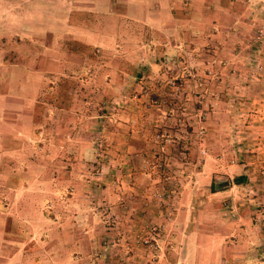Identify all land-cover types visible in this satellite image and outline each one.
I'll use <instances>...</instances> for the list:
<instances>
[{"label":"crops","instance_id":"crops-1","mask_svg":"<svg viewBox=\"0 0 264 264\" xmlns=\"http://www.w3.org/2000/svg\"><path fill=\"white\" fill-rule=\"evenodd\" d=\"M46 3L40 13L38 9L28 16L19 12V35L52 39L40 54L46 56L23 51L21 55L19 52V65L0 64V264H109L106 256L99 254L103 224L92 209L91 189L84 182L87 124L80 119L72 122L70 116L71 103L84 98L70 90L62 106L56 104V98L51 102L50 97L57 78H73L71 68L80 76L79 84L89 80L81 75L93 66L87 67L81 47H101L110 52L122 44L129 52L150 56L146 69L159 63L197 70L207 60L219 75L212 83V93H222L223 103L209 124L210 133H215L208 142L210 155L203 171L183 192L174 222L175 230L183 231V236L171 238L172 248L177 244L181 247L167 253L166 259L177 264H264V227L240 215V219L226 223L200 221L207 211L202 210L199 203L203 199L197 195L200 188L209 190L222 169L227 182L221 191L209 193L211 202L241 190L264 196V46L254 45L251 50L248 43L255 27L264 22V0ZM51 8L60 9L59 14L56 16ZM23 21H30L31 28H21ZM42 21L53 22V29H38ZM21 30L30 32L21 34ZM55 38L66 43H52ZM187 53L192 56L187 58ZM107 63L95 64L106 70ZM117 65L116 69H135L126 61ZM138 75H120L118 82L107 79L106 91L115 90L105 98L112 100L128 91ZM7 80L14 82L10 85ZM60 81L73 84L68 79ZM11 86L18 89L19 97L8 95ZM56 113L68 119L56 121ZM147 114L156 117L154 112ZM221 119L225 127L222 135ZM137 123L136 118L124 117L116 130L109 131L114 171L102 183L110 185L119 176V184L116 191L110 187L102 191L99 201L109 202L117 214L122 212L117 206L121 198L130 208L147 211L142 210L137 195L136 189L147 187L138 168L143 156L152 157L154 147L151 133L134 135L132 125ZM238 177L245 183L233 185L232 180ZM240 206L238 213L245 215L253 209ZM128 217L129 224L138 221ZM204 223L208 235L198 231V225ZM249 228L255 230V238L247 236ZM187 245L190 251L184 247Z\"/></svg>","mask_w":264,"mask_h":264},{"label":"rangeland","instance_id":"rangeland-1","mask_svg":"<svg viewBox=\"0 0 264 264\" xmlns=\"http://www.w3.org/2000/svg\"><path fill=\"white\" fill-rule=\"evenodd\" d=\"M33 2H35L34 5L31 4ZM46 2L47 0H0V64L19 65V52L20 55L25 52L24 54L29 53L32 56H46V54H40H42L43 47L45 48V45L52 40L51 38L31 34L28 37L19 35V12H26L27 15V13H32V10L38 9L37 13H40V9L47 6ZM59 10L51 8L56 16ZM44 11L47 12L46 9ZM24 22L21 28L30 29L31 22L25 24ZM52 25L53 22L42 21L38 29L42 26L44 29L52 30ZM22 32L30 31L21 30V34ZM252 38L253 36L248 42L251 50L255 48ZM62 40L64 41L63 38H55L52 43H66ZM120 46L110 52L103 51L105 49L101 47H87L86 49L81 47V51L85 53L87 67L93 66L81 75L84 80L87 78L89 80L79 84L80 76L74 72V68H71L69 73H75L73 78L59 77V80L57 78L55 86H51L50 100L56 98V104L64 106L63 100L66 99V93L70 90L72 93L76 92L81 99L84 98L71 103L70 116L72 122L80 119L79 122L86 121L87 124L85 142L88 155L85 161L87 165H85L84 182L91 189L92 209L103 224L99 254L106 256L109 264H177L175 260H167L165 256L181 247L177 244L172 248L171 243V238L178 239L183 236V231H176L174 228L179 204H181L186 187L191 185L195 177L203 171L206 159L210 155L208 142L213 141L211 136L215 133H210L209 124L212 122L213 112L220 106V103H223L222 93L219 95L212 93L214 92L212 83L219 75L215 74L214 68L209 67L207 60L203 62V68L197 70L178 69L172 65L163 66L159 63L155 67L146 69V60L150 58L149 55H136V53L127 51L124 44ZM74 51L79 53V50L74 49ZM207 55L205 54V58ZM191 56L192 54L187 53V58ZM197 56L201 58L200 54ZM155 58H157L156 55ZM124 61L132 63L135 69L115 68L118 66L117 63ZM103 62H108L106 70L99 69L95 64ZM112 71L116 73L113 74ZM137 73L139 75L136 83L133 87L130 86L128 91L121 92L112 100L109 97L105 98L108 92L114 93L113 90H115L111 88L106 91L107 79L118 82L120 75L132 76ZM6 76L10 77V73L7 72ZM62 79L72 80L73 84H64L60 81ZM13 82L8 81L10 85ZM7 93L19 97L18 89L12 86L9 87ZM150 95L163 97L168 103L162 107H152L148 102ZM48 97L46 96L47 99ZM148 112L156 113V117L150 118ZM99 113L102 116L96 118ZM58 114L56 121H64L65 117L68 119L67 116L62 117ZM124 117L138 120L137 124L132 125L134 135L139 137L145 131L151 133L150 139L154 151H152V157L143 156L138 168L140 176L147 181V187L142 185L136 189L137 195L143 204L144 209L142 210L147 209V211L130 208L128 201L121 198L117 206L122 212L117 214L113 212L109 202L99 200L102 191L108 187L116 191L117 184H119V176L111 180L110 185L102 182L114 171L113 161L115 159L111 154L113 140L109 131L116 130L121 118ZM219 122L221 126L219 133L222 135L225 129L224 120L221 119ZM74 132L75 129L71 131V133ZM164 134L166 137H161ZM72 137L74 135H71V139ZM151 163L161 164L163 170L156 174L149 172L148 165ZM217 167L215 165L216 170ZM222 171L220 169V173H217L215 184L224 187L227 181ZM72 191V189L68 190V192ZM197 195L203 199H200L199 204L207 211L200 221L226 223L240 219L238 217L240 215L247 221L255 220L259 227H264V196L257 197L253 192L241 190L240 193L234 192L231 197H220L211 202L207 198L209 196L207 188H200ZM240 204L253 209L251 212L248 210L249 213L246 215L238 213V209L241 208ZM128 216H133L138 221L133 225L129 224ZM198 226V231L206 232L208 235L207 223ZM251 229L249 228L250 232L247 236L255 238V230ZM250 246L257 249L254 245ZM184 247L190 251V245Z\"/></svg>","mask_w":264,"mask_h":264},{"label":"built area","instance_id":"built-area-1","mask_svg":"<svg viewBox=\"0 0 264 264\" xmlns=\"http://www.w3.org/2000/svg\"><path fill=\"white\" fill-rule=\"evenodd\" d=\"M252 39L256 47L261 48L262 46H264V24H259L255 27V32ZM148 102L152 107H162L168 103L167 100L163 97H152L151 95L149 96ZM161 137H166V135H161ZM99 148H101V145H99ZM162 170L163 168L161 164L151 163L148 165V171L152 172L153 174H156L158 172L160 173Z\"/></svg>","mask_w":264,"mask_h":264},{"label":"trees","instance_id":"trees-1","mask_svg":"<svg viewBox=\"0 0 264 264\" xmlns=\"http://www.w3.org/2000/svg\"><path fill=\"white\" fill-rule=\"evenodd\" d=\"M233 185H241L245 183V180L242 177L234 178L231 182ZM223 186L216 185L214 182L211 184L209 188V193H215L221 191Z\"/></svg>","mask_w":264,"mask_h":264}]
</instances>
